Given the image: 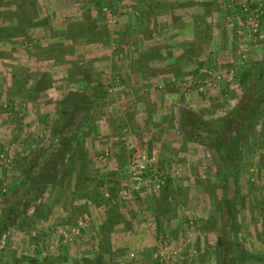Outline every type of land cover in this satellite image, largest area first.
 Masks as SVG:
<instances>
[{
	"label": "rangeland",
	"instance_id": "374dc122",
	"mask_svg": "<svg viewBox=\"0 0 264 264\" xmlns=\"http://www.w3.org/2000/svg\"><path fill=\"white\" fill-rule=\"evenodd\" d=\"M263 61L262 0H0V264H264Z\"/></svg>",
	"mask_w": 264,
	"mask_h": 264
},
{
	"label": "trees",
	"instance_id": "16d2710c",
	"mask_svg": "<svg viewBox=\"0 0 264 264\" xmlns=\"http://www.w3.org/2000/svg\"><path fill=\"white\" fill-rule=\"evenodd\" d=\"M256 79H257L258 84L260 86V92H261L260 95H259V98H258V102H259V101L264 100V61L260 64V66L258 68V73H257ZM255 112H256V110L253 111L252 114H250V119L251 120H253L255 118V116H256V113ZM248 121H246V122H248ZM243 124H246L247 125L248 123H243ZM219 125H220V128H217V136H218L217 139L220 140V139H224L223 138L224 137V130H223L224 128L222 127V124H219ZM230 140H231L230 142H226L225 140L224 141L226 142L225 144H228L229 145L228 147L230 149H228V151L230 153H232L233 154V157L235 158V160H237L236 159V147H235L236 138L235 137L234 138H230ZM219 146H220V144H217V148ZM238 165H239V162L236 161V163H235V167H236L235 173L236 174L238 173ZM223 174L226 176V171H224Z\"/></svg>",
	"mask_w": 264,
	"mask_h": 264
},
{
	"label": "built area",
	"instance_id": "2783aa9c",
	"mask_svg": "<svg viewBox=\"0 0 264 264\" xmlns=\"http://www.w3.org/2000/svg\"><path fill=\"white\" fill-rule=\"evenodd\" d=\"M254 15H255L254 20L257 21V19L259 18V13H256ZM130 169L133 177L136 180L141 181L143 179V173L145 172V165L141 161H139L138 159H133L130 162Z\"/></svg>",
	"mask_w": 264,
	"mask_h": 264
},
{
	"label": "crops",
	"instance_id": "0c3cea01",
	"mask_svg": "<svg viewBox=\"0 0 264 264\" xmlns=\"http://www.w3.org/2000/svg\"><path fill=\"white\" fill-rule=\"evenodd\" d=\"M179 1H180V0H179ZM182 1H184V2H188L189 0H181V2H182ZM217 1H218V0H217ZM220 1H221V0H220ZM262 1L264 2V0H262ZM174 3H175V2H174ZM183 4L186 5V3H183ZM173 5H174V4H173ZM217 5H218V6H217V9H219L218 11H220V10H221V8H220V7H221V4H217ZM169 9H170V7H169ZM169 9H168V10H169ZM172 9H173V10L176 9L175 6H173ZM186 12H187V11H183V12H181L182 16H183ZM219 13H220V12H219ZM203 14H205V13H203ZM199 18H201V15H200V14H199ZM196 19H198V18H196ZM203 19H207V18H206V14L203 15ZM218 33H219V32H217V35H218Z\"/></svg>",
	"mask_w": 264,
	"mask_h": 264
}]
</instances>
